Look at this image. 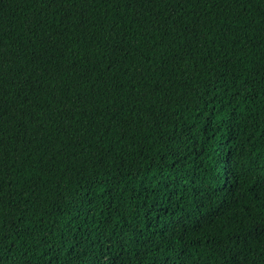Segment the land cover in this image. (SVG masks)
<instances>
[{
    "label": "trees",
    "instance_id": "obj_1",
    "mask_svg": "<svg viewBox=\"0 0 264 264\" xmlns=\"http://www.w3.org/2000/svg\"><path fill=\"white\" fill-rule=\"evenodd\" d=\"M0 264H264V0H0Z\"/></svg>",
    "mask_w": 264,
    "mask_h": 264
}]
</instances>
